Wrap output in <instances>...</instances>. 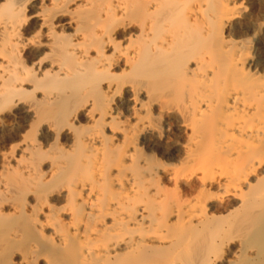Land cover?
Listing matches in <instances>:
<instances>
[{
    "label": "bare ground",
    "instance_id": "6f19581e",
    "mask_svg": "<svg viewBox=\"0 0 264 264\" xmlns=\"http://www.w3.org/2000/svg\"><path fill=\"white\" fill-rule=\"evenodd\" d=\"M0 264H264V0H0Z\"/></svg>",
    "mask_w": 264,
    "mask_h": 264
},
{
    "label": "rangeland",
    "instance_id": "374dc122",
    "mask_svg": "<svg viewBox=\"0 0 264 264\" xmlns=\"http://www.w3.org/2000/svg\"><path fill=\"white\" fill-rule=\"evenodd\" d=\"M248 5H250V4L245 3L243 6H244V8H245V7H247ZM250 8H251V5H250L249 7H247V9L244 10V11H246V12L243 11V13L246 14V15L249 14V12H250ZM247 12H248V13H247Z\"/></svg>",
    "mask_w": 264,
    "mask_h": 264
}]
</instances>
